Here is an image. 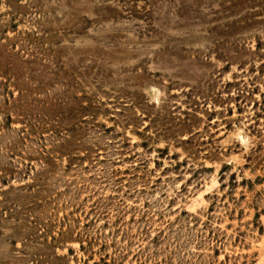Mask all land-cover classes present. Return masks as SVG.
<instances>
[{
    "label": "rangeland",
    "instance_id": "374dc122",
    "mask_svg": "<svg viewBox=\"0 0 264 264\" xmlns=\"http://www.w3.org/2000/svg\"><path fill=\"white\" fill-rule=\"evenodd\" d=\"M0 264H264V0H0Z\"/></svg>",
    "mask_w": 264,
    "mask_h": 264
}]
</instances>
